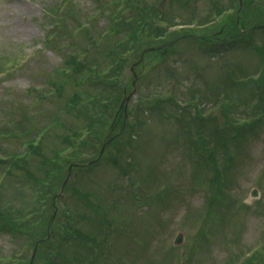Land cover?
I'll use <instances>...</instances> for the list:
<instances>
[{"label": "rangeland", "instance_id": "374dc122", "mask_svg": "<svg viewBox=\"0 0 264 264\" xmlns=\"http://www.w3.org/2000/svg\"><path fill=\"white\" fill-rule=\"evenodd\" d=\"M111 1L73 0L74 13L65 19L66 31L73 34L55 40L61 47L56 50L43 46L48 28L42 25L48 20L46 8L60 6L61 0H0V53L23 55L0 78V215L24 208L30 220L46 224L52 212V171L60 165V174H65L67 162L96 156L126 98L124 90L127 96L132 90L130 66L141 51L137 48L128 51L108 86L94 85L110 60L100 32L114 19ZM127 1L136 8L157 5L169 15L173 25L165 39L176 34L202 37L178 39L171 52L146 55L144 65H136L135 94L124 103L128 122L139 124L129 137L128 131L119 135L106 160L72 172L62 200L77 222L69 225L60 213L57 227L62 232L73 225L91 233L94 227L84 219L100 222L104 228H97L109 245L100 264H264V120L248 140L239 141L237 135L247 131L244 122L254 118L257 99L264 100V10L260 15L251 2L239 15V0ZM259 5L264 9V3ZM106 10L111 13L99 14ZM237 15L245 25L240 28L245 30L243 44L227 36L234 32ZM79 23L89 26H75ZM216 34L223 38L213 45L220 52L209 54L204 46ZM100 37L104 40L95 49L92 43L98 44ZM157 42L163 44L152 36L143 44L158 47ZM82 50L87 53L79 54ZM71 54L87 64L77 74L60 70ZM185 100L195 101L199 110L191 111L186 136L174 142L176 122L169 114ZM123 116L114 133L122 130ZM200 118L206 137L210 127L224 125L229 142L216 139L206 142L205 150L196 149L190 138L196 136ZM90 123L100 130L98 138L90 133ZM92 136L95 147L80 146ZM31 139L39 141L36 151L27 149ZM59 150L56 163L44 160ZM113 156L116 164L108 160ZM12 157L16 161H1ZM74 189L79 196H70ZM253 189L255 198L250 196ZM57 205L61 210L60 201ZM9 228L0 223V255L16 252L21 258L15 262L25 264L31 239ZM178 233L184 239L175 245ZM54 252L55 245L45 242L33 264H45Z\"/></svg>", "mask_w": 264, "mask_h": 264}, {"label": "trees", "instance_id": "16d2710c", "mask_svg": "<svg viewBox=\"0 0 264 264\" xmlns=\"http://www.w3.org/2000/svg\"><path fill=\"white\" fill-rule=\"evenodd\" d=\"M97 1V0H96ZM253 2L255 10L262 15L263 14V7H261L259 4H263L264 0H245V4ZM113 5L114 11V19L110 17V21L113 20L111 23H109V27L104 28L100 32L103 37H100V42L97 44L95 41L92 43L94 45V48L96 49L102 40L103 42V48L106 50L105 55L109 56V64L107 63L106 71L104 73H101L100 75H96L97 84L94 85H103L104 87L108 86L110 82V78L114 76V73L119 71L120 66H123V64L127 60V54L128 51H133L132 49L139 50L141 48V45L147 41L150 37H163L168 32V27L170 26V23H167V25H162L166 21V17L161 14V11L156 8V5L153 4H146L139 8L133 7V5L128 2L127 0H112L110 2ZM103 7V6H102ZM101 7V8H102ZM48 11V14H46L47 24H45L46 27H48V30L45 33V41L44 45L48 48H51L54 45V41L63 37V36H71L72 31L69 33L65 29V19L70 15V13H74V4L73 0H62L60 2V6L58 7H50L46 9ZM109 11V10H108ZM108 11H102V15H109L111 12ZM53 16H50V15ZM87 18H91V15L87 14ZM197 20V19H196ZM51 26V29H50ZM75 26H81L82 29L86 28L83 24H77ZM234 29V32L232 34L227 35L228 37H231V40L236 43L243 44V39L245 35H242L237 28L236 24L232 26ZM245 27V25H244ZM226 29V27H225ZM179 31H183L179 30ZM185 31V30H184ZM112 38H111V37ZM140 38V40H139ZM194 38V40L198 39L191 35L182 34L180 36H177L175 39H189ZM207 39V37L203 38L201 42H204ZM221 35L216 34V36H213L209 39L205 44L207 45L204 48L206 49L207 53H211L212 51L220 52L218 46L214 47L213 45L215 43H222L221 41ZM92 40V39H91ZM200 40V39H198ZM231 40H228L230 42ZM200 42V43H201ZM59 48V46H57ZM173 49L168 48V52H171ZM141 52H139V56L136 58V60L141 59ZM86 54L87 52L85 50H82L79 52V54ZM22 53L19 54H10V55H3L0 53V78L2 76L7 75L10 71L13 69V65H17L20 60L23 58ZM90 61L88 62V64ZM87 66L86 63H84L83 60H81L79 55L71 54L69 55L68 59H65V66L63 67L64 70L71 69V71L74 74H77L81 69H84ZM93 66V64H92ZM141 66V65H140ZM94 69L89 68V73L93 72ZM91 85V84H90ZM215 87V86H214ZM214 95H217L215 88H213ZM264 95V94H263ZM257 101L258 106L252 109L254 118L251 121L244 122V128L247 129V131L244 132H238V140L241 141L242 139L248 140V134L251 136H254L252 131L254 128L259 126L264 120V100L258 98ZM118 102V100L116 101ZM187 106H193L192 112L194 114H197L199 110L197 105L194 101L186 102L184 101L180 108H175V112L170 113L169 115L172 116V118L175 120V131L172 133V137L174 138V142L179 141L180 137L186 136L187 129H188V121L191 116V112L187 110ZM229 108V105H225L223 108V114L224 117L227 118V109ZM226 118L224 121H226ZM177 120V121H176ZM195 117H193L194 122ZM234 119L229 122V124H232ZM203 118L199 119V122L196 126V136L191 139L190 142L195 145L196 149L199 150H205L207 145L206 142L210 143L216 139H218L221 142H229L228 137L226 136L229 131H227V127L224 125L222 127L218 125H214L209 128L207 131V137L202 133L206 126L203 124ZM138 123H129L128 119H125L121 125V129L119 132L115 133V135L111 134V130L113 127L109 126L107 130V149L110 148L112 144L115 143V140L119 137V135L125 133L128 131V137L130 136L131 132L133 131V128L138 125ZM90 130V133L93 134L94 137L98 138L101 134L100 130H97L93 124H89L87 126ZM122 132V133H121ZM92 141H85L83 140V144L80 145L82 147H87L88 145L91 147H95L98 142L93 140ZM113 136H115L113 138ZM113 138V139H112ZM36 139H31L27 142V149L35 150L37 149V142H35ZM91 142V143H90ZM186 142V141H185ZM116 144V143H115ZM120 146V143H117ZM102 145V143H101ZM119 148V147H118ZM106 149V150H107ZM81 153V151L79 150ZM105 154V153H104ZM102 155V157L96 161L93 165H90L89 167L92 168L96 165H98L100 162H102L105 159V155ZM60 156L59 151H55L54 156L47 157L44 160L47 162H53L56 163L57 157ZM97 157V156H96ZM95 157V158H96ZM23 157H20L18 159H22ZM90 159L91 160H94ZM16 159V158H15ZM17 159V160H18ZM7 160H13V157L10 159L1 160L2 162ZM108 160L113 161L114 164H116V156H113L109 158ZM66 164H69L68 162ZM79 170V169H78ZM77 170V171H78ZM9 171V169H8ZM61 173V167L60 165H57L54 170L52 171L50 175V183H49V190L48 193L50 195V209L53 210V203L52 199L54 194L59 192L62 182L65 178V174ZM44 184V183H39ZM69 186L66 185L63 192H66L67 188ZM42 194L46 195V191L42 190ZM70 196H79V191L74 189L73 192L70 194ZM79 198V197H77ZM57 201L62 202L61 196L58 197ZM3 210L6 209L4 206H2ZM39 211H36V215L39 214ZM62 216L67 218L70 222L76 223L77 220L73 219L75 215L70 214V210H68L67 207H65V203L63 202L62 209L60 210ZM29 212H26V210L23 208L18 212H9L7 215H0V223L4 222L7 226L10 225V230L16 233L18 236H27L31 239H39L45 236V232L42 233L39 229L36 227V223L38 221H35L34 218L30 220L27 216L29 215ZM81 219H84L80 216ZM51 219V216H50ZM86 223H88L90 226L94 227V231H89L91 233H88L86 230H79L75 226H64V230L60 232V228L57 227L58 223L56 220H53L50 223V243H53L55 245V252L53 253V257L50 258L48 262L45 264H100L101 260L106 258V254L104 253L105 246H109L105 236L101 234V229L97 228V226H100L104 228V226L95 220H89L84 219ZM112 225V221L110 223V226ZM10 230H6V233H10ZM100 236V237H99ZM106 241V242H104ZM71 249V251H69ZM72 250H74L72 252ZM105 256V257H104ZM16 259L15 256H12L11 260L7 264H21L18 262H15ZM99 261V262H98ZM0 264H4L2 261H0Z\"/></svg>", "mask_w": 264, "mask_h": 264}, {"label": "water", "instance_id": "95a60500", "mask_svg": "<svg viewBox=\"0 0 264 264\" xmlns=\"http://www.w3.org/2000/svg\"><path fill=\"white\" fill-rule=\"evenodd\" d=\"M256 194L255 191L251 192V195L254 196ZM182 242V235H178L175 239V243H181Z\"/></svg>", "mask_w": 264, "mask_h": 264}]
</instances>
